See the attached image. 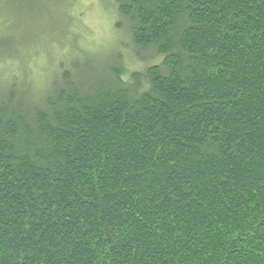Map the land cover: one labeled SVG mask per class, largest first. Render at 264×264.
I'll use <instances>...</instances> for the list:
<instances>
[{
    "label": "trees",
    "instance_id": "trees-1",
    "mask_svg": "<svg viewBox=\"0 0 264 264\" xmlns=\"http://www.w3.org/2000/svg\"><path fill=\"white\" fill-rule=\"evenodd\" d=\"M115 7L142 69L0 85V264H264V0Z\"/></svg>",
    "mask_w": 264,
    "mask_h": 264
},
{
    "label": "rangeland",
    "instance_id": "rangeland-1",
    "mask_svg": "<svg viewBox=\"0 0 264 264\" xmlns=\"http://www.w3.org/2000/svg\"><path fill=\"white\" fill-rule=\"evenodd\" d=\"M17 1L18 6L0 0L1 86L16 76L22 86L46 91L61 67L84 58L83 52L97 61L120 53L125 76L143 68L134 57L124 20L117 17L115 0Z\"/></svg>",
    "mask_w": 264,
    "mask_h": 264
}]
</instances>
